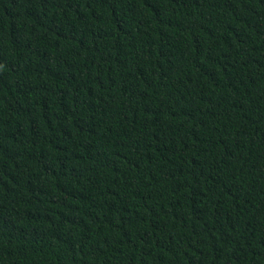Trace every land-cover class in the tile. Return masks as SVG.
<instances>
[{
  "label": "trees",
  "instance_id": "1",
  "mask_svg": "<svg viewBox=\"0 0 264 264\" xmlns=\"http://www.w3.org/2000/svg\"><path fill=\"white\" fill-rule=\"evenodd\" d=\"M0 264H264V0H0Z\"/></svg>",
  "mask_w": 264,
  "mask_h": 264
}]
</instances>
